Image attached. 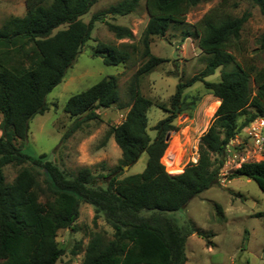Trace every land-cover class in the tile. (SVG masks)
<instances>
[{
	"label": "trees",
	"instance_id": "1",
	"mask_svg": "<svg viewBox=\"0 0 264 264\" xmlns=\"http://www.w3.org/2000/svg\"><path fill=\"white\" fill-rule=\"evenodd\" d=\"M97 1L25 0V14L10 15L0 26V264H59L64 248L56 240L57 233L62 228L74 229L79 201L93 207L94 224L103 216L112 229L111 237L103 231L90 233L81 264H184L187 235L208 234L179 225L170 213L218 183L229 140L242 134L254 118L264 116V66L243 65L234 54L248 14H232L225 10L226 0H221L193 26L199 49L208 55L204 68L179 81L172 96L173 105H178L185 88L202 82L220 103L199 137L197 161L178 174L166 172L161 157L167 134L177 130L176 111L173 108L158 120L151 137L147 110L152 102L142 95L140 78L165 61L151 53V37L164 36L170 25H185L186 14L203 0H145L148 20L140 37L145 60L128 81V102H121L117 77L110 75L71 95L63 108L74 121L61 141L84 123L99 120L96 109L115 104L127 107L123 120L106 133L120 148V165L101 174L105 182L98 185L89 167L68 174L44 153L27 154L24 145L30 119L48 109L46 94L61 82L90 38L94 22H104L105 14L126 15L140 0L119 1L84 22L80 17ZM252 1L264 14V0ZM105 23L115 38H133L128 27ZM61 25L66 27L53 32ZM257 43L264 49V32ZM93 54L107 65L125 63L130 55L124 48L103 42ZM219 67V81L205 80ZM247 107L253 111L240 120ZM142 152L147 154L144 169L119 178L121 165H132ZM8 164L20 166L10 182L2 170ZM37 168L43 169V182ZM240 176L254 180L264 194V157L243 163L229 178ZM215 209L223 221L222 207L217 204Z\"/></svg>",
	"mask_w": 264,
	"mask_h": 264
},
{
	"label": "rangeland",
	"instance_id": "2",
	"mask_svg": "<svg viewBox=\"0 0 264 264\" xmlns=\"http://www.w3.org/2000/svg\"><path fill=\"white\" fill-rule=\"evenodd\" d=\"M119 1L122 0H98L80 18L88 22L93 14L104 12ZM220 1H201L186 14L185 25H170L164 36H152L149 41L151 53L165 61L140 78V91L152 102L147 110V132L151 137L155 135L154 126L158 120L173 111V108L176 111L173 123L177 130L169 134L167 147L161 157L169 174H178L188 163L197 161L199 137L208 128L220 103L217 97L204 88L202 82H195L185 88L178 105L172 103L176 84L184 82L205 66L208 55L199 49L198 36L193 26ZM225 10L238 16L248 14L239 39L240 47L234 51L236 59L243 65L263 67L264 49L259 47L257 38L264 32V14L252 0H226ZM25 12V0H0V26L8 16H23ZM103 19L104 22H94L90 38L68 67L61 82L46 94L48 109L30 119L24 145L27 154L38 157L44 153L47 159L57 163L68 174L75 173L80 167L91 168L98 185L105 182L101 174L120 165V148L112 136L106 137V133L111 125L123 120L128 108L116 104L98 108L96 111L99 120L84 123L80 129L61 141L62 134L74 121V117L64 111V104L71 95L110 75L117 77L121 102H128V81L145 60L142 58L143 45L140 41L148 20L145 0H140L135 10L126 15L105 14ZM105 22L128 27L133 38H115ZM65 27L66 25H61L53 32ZM184 30H188L185 37ZM101 42L128 50L130 55L127 62L116 65L103 63L101 56L93 54V50ZM205 80L219 81L220 67L206 76ZM251 87L254 88L253 82ZM245 110L240 120L253 111L250 107ZM234 139L241 143H251L250 139L246 141L241 134ZM240 146L236 147L237 151L245 148V145ZM247 149L256 161L264 157V146L261 154L254 152L251 144L246 146ZM146 161L147 154L142 152L132 165L122 164L119 178L141 172ZM19 168L20 166L12 164L2 167L7 182L12 181ZM233 170L234 168L222 165L217 184L192 197L181 210L170 213L179 225L193 226L208 234L207 237L195 232L187 235L184 264H264V194L252 179L241 176L230 179L229 175ZM36 171L39 180L43 182V169L37 168ZM41 188H45L44 183H41ZM217 204L225 214L223 221L216 214ZM93 220V207L79 201L74 229L62 228L57 233L56 240L64 248L59 264H81L92 231H103L107 237H111L112 229L103 216L96 218V225Z\"/></svg>",
	"mask_w": 264,
	"mask_h": 264
},
{
	"label": "built area",
	"instance_id": "3",
	"mask_svg": "<svg viewBox=\"0 0 264 264\" xmlns=\"http://www.w3.org/2000/svg\"><path fill=\"white\" fill-rule=\"evenodd\" d=\"M241 135H243L246 141L249 139L251 140V143L248 142V144H251L254 152L261 154V150L264 146V116H258L254 118L243 129ZM234 138H231L230 140H232V142H228L226 145V155L223 162V167L234 168L235 170L240 168L243 163L254 159L252 158L253 156L249 155V149L246 150V146L248 144L244 142H238ZM240 145H245V148H241L240 151H237L236 147H241Z\"/></svg>",
	"mask_w": 264,
	"mask_h": 264
},
{
	"label": "water",
	"instance_id": "4",
	"mask_svg": "<svg viewBox=\"0 0 264 264\" xmlns=\"http://www.w3.org/2000/svg\"><path fill=\"white\" fill-rule=\"evenodd\" d=\"M168 138H169V134H167V136H166V139L168 140Z\"/></svg>",
	"mask_w": 264,
	"mask_h": 264
}]
</instances>
